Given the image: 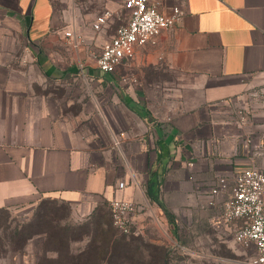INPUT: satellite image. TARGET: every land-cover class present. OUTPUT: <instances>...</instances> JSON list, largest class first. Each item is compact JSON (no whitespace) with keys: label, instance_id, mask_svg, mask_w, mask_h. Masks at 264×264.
I'll use <instances>...</instances> for the list:
<instances>
[{"label":"crops","instance_id":"obj_1","mask_svg":"<svg viewBox=\"0 0 264 264\" xmlns=\"http://www.w3.org/2000/svg\"><path fill=\"white\" fill-rule=\"evenodd\" d=\"M152 1L165 13L181 6V21L103 73L91 48L115 31L68 24L66 0H0V209L47 198L68 203L79 221L120 198L138 205L140 230L150 211L169 220L149 201L150 181L175 221L198 187L264 169V95H252L264 88V0ZM49 77L98 78L111 89V108L74 109L36 91Z\"/></svg>","mask_w":264,"mask_h":264},{"label":"rangeland","instance_id":"obj_2","mask_svg":"<svg viewBox=\"0 0 264 264\" xmlns=\"http://www.w3.org/2000/svg\"><path fill=\"white\" fill-rule=\"evenodd\" d=\"M65 5L72 14L67 23L72 25L76 22L81 27L93 24L95 19L106 11L112 12L109 26L102 31H106L109 37L128 19L125 0H66ZM94 33L96 36L100 34L98 31ZM78 37L81 43H84L83 35ZM66 42L68 46L72 45ZM101 46L91 48L94 52H90L93 59L100 53ZM67 54L66 50L65 58L68 57ZM132 71L130 75L135 74V70ZM117 74L119 76L121 72ZM83 78L80 81L65 79L56 82L54 78L49 77L43 81L38 79L34 86L38 92L63 97L70 108L87 110L96 105L110 109L112 99L107 90L111 89L107 84L98 82V78H95L94 82H86ZM113 91L117 92V89L114 88ZM249 105L250 101L247 102V106ZM237 108L233 106L232 114L240 115ZM215 179L209 185L198 187L194 191V201L192 205H188V211H179L178 215H175V227L166 217L163 219L150 211L145 215L141 229L138 230L135 225L129 235L121 233L114 226L109 203H104L102 210L95 211L91 217L74 221L68 203L48 200L46 205L50 214L59 226L64 228L61 232L67 238H77L70 242L69 248L61 247L59 252L54 250V243L47 242L45 233L33 234L21 247L9 244L8 238H23L18 231L25 228L23 231L27 236L30 234L31 225H34V231L39 229L36 227L39 223L36 211L42 200L32 209L24 206L8 208L0 212V264H251V258L256 254L254 246L240 243L235 237V224L224 222L222 213L220 215V211L215 209L216 204L205 205L204 197L200 194V190L207 189ZM232 184L233 178L230 180V185ZM149 201L157 207L155 202ZM55 206L58 210L54 209ZM98 218L110 221L109 228H112V232L109 229L108 236L112 241L105 243V235H96L95 242L90 241ZM48 226L50 225L43 222L40 229L44 230ZM105 228L107 229L108 225ZM41 234L45 235L44 239L40 237ZM32 237L35 239L32 240ZM114 240L120 242L116 245Z\"/></svg>","mask_w":264,"mask_h":264},{"label":"built area","instance_id":"obj_3","mask_svg":"<svg viewBox=\"0 0 264 264\" xmlns=\"http://www.w3.org/2000/svg\"><path fill=\"white\" fill-rule=\"evenodd\" d=\"M125 8L127 22L116 28L94 57L97 69L103 73L116 72L124 60L134 58L139 47L156 42L164 31L175 27L185 13L179 5H175L171 13H165L160 10L158 2L152 0H125ZM111 18L112 12L106 11L95 19L93 28L108 27ZM66 36H72V32H66ZM74 45L77 46V42ZM252 95L262 97L264 88ZM189 178L193 179V176ZM123 186L122 182L120 187ZM200 194L207 206H214L220 196H226L222 220L235 224V237L240 243L254 246L256 254L252 256L251 264H264V169L256 166L242 168L233 175L232 185L228 177L218 176L207 189L202 188ZM109 206L114 226L123 234H131L138 205L134 201L114 198Z\"/></svg>","mask_w":264,"mask_h":264},{"label":"trees","instance_id":"obj_4","mask_svg":"<svg viewBox=\"0 0 264 264\" xmlns=\"http://www.w3.org/2000/svg\"><path fill=\"white\" fill-rule=\"evenodd\" d=\"M154 183L152 181L149 182L147 188H146V194L147 196L150 198V200L152 202H155L157 204H159L161 207H163V209L165 210V212L167 213L168 215V218H169V221L174 225L175 227V221H174V218L173 216L167 211V208L164 206V204L162 203V201L159 199V196H158V192L157 190H154V187H153ZM48 200H51V199H43L39 205H38V209L36 211V216L38 218V224L36 225L37 228V231H34V225H31L30 227V234H28L27 236L25 235L24 231L26 230L25 228L18 231V234H21L23 238H8L9 239V244H13V245H20L23 246L29 239L30 237L35 234V233H45L47 235V242L48 243H54L55 245V248L54 250L56 252H59L60 248L61 247H67L69 248L70 246V242L77 239V238H67L65 237V235L61 232L62 230H64V228H61L59 226V224L54 220V218L52 217V215L50 214V211H49V207L48 205H46L47 202H49ZM54 209H57L58 210V207H54ZM6 210L5 208H1L0 209V212L1 211H4ZM53 213V212H52ZM46 223V224H49L50 226H48L46 229L44 230H41L40 227L42 226V223ZM107 225H108V228L107 229H104V228H100V226H97L93 232V236L92 238H90V241L93 243L95 242L96 238L95 236L96 235H105L104 238H106L105 240V243L107 242H110L112 241V238L109 237L108 235L110 234V230L112 228H109L111 226L110 225V222H107ZM34 228V229H33ZM110 229V230H109ZM24 230V231H23ZM33 230V231H32ZM112 232V230H111ZM51 237H58V238H51ZM120 241H113V243H115L116 245L119 243Z\"/></svg>","mask_w":264,"mask_h":264}]
</instances>
